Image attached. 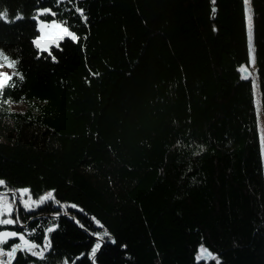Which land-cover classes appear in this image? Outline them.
Returning <instances> with one entry per match:
<instances>
[{"label":"trees","instance_id":"trees-1","mask_svg":"<svg viewBox=\"0 0 264 264\" xmlns=\"http://www.w3.org/2000/svg\"><path fill=\"white\" fill-rule=\"evenodd\" d=\"M0 52V231L51 241L13 264H264V0H0Z\"/></svg>","mask_w":264,"mask_h":264},{"label":"snow or ice","instance_id":"snow-or-ice-1","mask_svg":"<svg viewBox=\"0 0 264 264\" xmlns=\"http://www.w3.org/2000/svg\"><path fill=\"white\" fill-rule=\"evenodd\" d=\"M51 9H42L40 10V15L43 16L45 12H50ZM215 10H213L214 12ZM60 28L61 31L57 32L55 30H50L48 34L47 41L45 43H40L38 40H34V45L40 50V52H47L49 56H53L52 51L50 50L52 46H55L56 48H60L61 42L65 40V38L71 40L73 43L77 42V37L74 33L69 32L68 30L62 29V26L60 25H53V29ZM2 55V53H0ZM39 58V56H37ZM5 60L8 59V57H4ZM53 62H57L55 57L53 56ZM4 66V65H0ZM7 66L13 67L14 64L10 63ZM243 79H247V76H242ZM12 77H8L7 74L0 73V82L2 81H10ZM6 182L3 179H0V187L5 186ZM21 193V202L23 205V208L26 211H31L34 208L39 207L40 205L44 204V198L33 200L30 194V190L28 188H23L19 190ZM27 195L28 199H24L23 197ZM49 200H55L54 193L48 194ZM13 200H15V193H13ZM55 204H60V201H57ZM71 207L75 208L76 205H71ZM13 211V204L9 203L6 199H4L3 194H0V227L3 226H15L19 222V215H17L16 219H12ZM8 218H4V217ZM23 227V225H21ZM55 230L54 227H49L46 231L47 233H52ZM35 229H33L31 232H28L27 234L29 236L35 234ZM27 232V230H26ZM105 235H107V232H105ZM19 239V243H15L11 246V250L5 252L4 248L2 247L4 244L8 242L9 239L17 238ZM114 242V241H113ZM101 243L97 242L95 243V246L91 248L89 258L93 260V264H95V256L97 251L101 248ZM39 245H37L34 242H30L28 239L25 238V235L18 234L14 230H3L0 231V256H7L9 257L8 264H12V260L16 256L17 250L20 251H27L34 257H38L39 259H44V252L49 250L51 248V241L48 235H45L44 237V248L41 251H36ZM82 258V257H79ZM0 264H4L3 260H0ZM65 264H67V261H65ZM217 264H220V261L217 260Z\"/></svg>","mask_w":264,"mask_h":264},{"label":"rangeland","instance_id":"rangeland-1","mask_svg":"<svg viewBox=\"0 0 264 264\" xmlns=\"http://www.w3.org/2000/svg\"><path fill=\"white\" fill-rule=\"evenodd\" d=\"M37 19H38V26H39V30H40V35L37 38V40L42 44L47 41L48 34H49L50 30H55L57 32L61 31L60 28L53 29V25H60V26H62V29L68 30L60 22H57L55 20L47 21V20H42L39 17ZM248 29H249V31H251V20H250V16H249V10H248ZM69 32H71V31H69ZM10 63H12V62H10L8 59L5 60L4 56L0 55V65H4V66H0V73H4V74H7L8 77H12V75L15 73V69H14V67L7 66ZM253 68H254V66H253ZM5 83H7V81L0 82V89L5 85ZM16 108L21 109V107H16ZM5 193H8V192H5ZM5 193H1V194H3L4 199H6L9 203H11L10 199L5 198V196H9V195H5ZM13 202H14V200H13ZM18 207H19V199H18ZM17 211H18V208H17Z\"/></svg>","mask_w":264,"mask_h":264},{"label":"water","instance_id":"water-1","mask_svg":"<svg viewBox=\"0 0 264 264\" xmlns=\"http://www.w3.org/2000/svg\"><path fill=\"white\" fill-rule=\"evenodd\" d=\"M13 193H15V192H8V193H5V195H11V196L13 197ZM14 206H15V208H16V212H17V208H18V195H17L16 193H15ZM40 216H43V215H39V216H37V217H40ZM46 216H50V217H53V218L63 217V216H65V217H69V218H71V219L73 220V222H74V223H75L80 229L86 231L82 226H80V225L78 224V222H77V220L75 219V217H74L72 214H70V213L51 214V215H46ZM33 219H35V218H32L31 220H33ZM20 226H21V225H20ZM26 226H27V225H23V227H26ZM89 235H90V234H89ZM93 237H94V239H95L97 242L101 243V245H102L101 248L97 251L96 256H95V258H94V260L96 261V258H97V256H98V254L100 253V251L102 250V248H103V246H104V244H105V241H104L102 238H100V237H97V236H93ZM19 252H20V250H17V252H16V256H15V258L12 260V264L15 262L16 258L18 257ZM92 263H93V260H92ZM95 264H97V263L95 262Z\"/></svg>","mask_w":264,"mask_h":264}]
</instances>
